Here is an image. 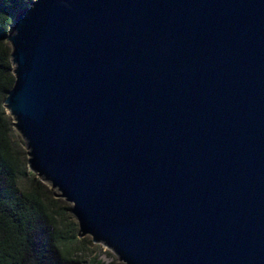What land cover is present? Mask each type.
I'll return each instance as SVG.
<instances>
[{"label": "water", "instance_id": "obj_1", "mask_svg": "<svg viewBox=\"0 0 264 264\" xmlns=\"http://www.w3.org/2000/svg\"><path fill=\"white\" fill-rule=\"evenodd\" d=\"M5 101L29 168L124 264H264V0H31Z\"/></svg>", "mask_w": 264, "mask_h": 264}, {"label": "trees", "instance_id": "obj_2", "mask_svg": "<svg viewBox=\"0 0 264 264\" xmlns=\"http://www.w3.org/2000/svg\"><path fill=\"white\" fill-rule=\"evenodd\" d=\"M30 1L0 0V264H122L90 258L92 242L81 237L72 206L30 170L5 107L15 83L7 38Z\"/></svg>", "mask_w": 264, "mask_h": 264}, {"label": "rangeland", "instance_id": "obj_3", "mask_svg": "<svg viewBox=\"0 0 264 264\" xmlns=\"http://www.w3.org/2000/svg\"><path fill=\"white\" fill-rule=\"evenodd\" d=\"M17 133H18L19 137H22L18 131H17ZM19 141H21V139ZM44 183L49 188H51V185L49 184V182L44 181ZM54 191H55V193L57 192L56 190H54ZM69 205L72 206L71 204H69ZM75 220H77V219L75 218ZM85 237L88 238L92 242L91 237H89V236H85ZM89 256H90V258L91 257H97L99 260H101L105 263H111L113 261H117L118 263H122L118 260V257L116 256V254L111 249L107 248L104 245L94 244L93 242L91 245V250L89 252Z\"/></svg>", "mask_w": 264, "mask_h": 264}]
</instances>
